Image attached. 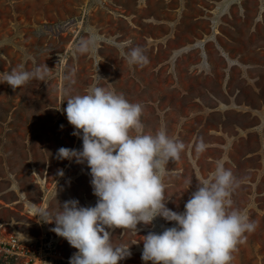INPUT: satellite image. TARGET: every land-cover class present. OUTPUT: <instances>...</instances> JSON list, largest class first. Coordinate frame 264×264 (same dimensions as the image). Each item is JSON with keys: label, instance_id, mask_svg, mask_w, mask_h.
Wrapping results in <instances>:
<instances>
[{"label": "rangeland", "instance_id": "374dc122", "mask_svg": "<svg viewBox=\"0 0 264 264\" xmlns=\"http://www.w3.org/2000/svg\"><path fill=\"white\" fill-rule=\"evenodd\" d=\"M137 46L143 66L127 63ZM19 66L46 75L15 91L0 80V223L9 232L36 238L55 227L33 217L29 201L53 214L73 199L96 205L87 162L57 158L61 147L82 150L63 109L95 84L142 104L145 132L165 129L184 144L164 177L168 209L182 213L217 162L232 171L233 208L257 227L231 264H264V0H0V73ZM162 223L106 229L114 246H129L118 264H152L142 239ZM60 238L65 254L76 251Z\"/></svg>", "mask_w": 264, "mask_h": 264}, {"label": "clouds", "instance_id": "9594fccd", "mask_svg": "<svg viewBox=\"0 0 264 264\" xmlns=\"http://www.w3.org/2000/svg\"><path fill=\"white\" fill-rule=\"evenodd\" d=\"M90 43L78 50L89 52ZM126 59L129 65L148 62L139 46L131 48ZM45 75L40 69L27 71L19 66L0 73V80L15 91L34 78L43 81ZM63 111L75 129L72 135L81 136L83 143L82 150L61 147L57 158L87 162L97 203L82 207L73 199L53 214L29 201L28 210L38 221L54 222L51 231L77 250L69 264H118L131 255L129 246H114L106 229L136 232L138 224L151 225L157 217L175 222V226L143 237L144 262L231 264L245 233L255 231L257 223L233 208L231 196L238 180L230 169L217 162L210 178L199 182L185 210L172 211L166 207L164 177L169 161L180 159L184 144L165 129L145 132L142 104L94 84L84 94L70 96ZM205 147L201 141L196 150L200 153Z\"/></svg>", "mask_w": 264, "mask_h": 264}, {"label": "built area", "instance_id": "2783aa9c", "mask_svg": "<svg viewBox=\"0 0 264 264\" xmlns=\"http://www.w3.org/2000/svg\"><path fill=\"white\" fill-rule=\"evenodd\" d=\"M0 223V264H69L72 255L63 252V242L54 232L20 237Z\"/></svg>", "mask_w": 264, "mask_h": 264}, {"label": "crops", "instance_id": "0c3cea01", "mask_svg": "<svg viewBox=\"0 0 264 264\" xmlns=\"http://www.w3.org/2000/svg\"><path fill=\"white\" fill-rule=\"evenodd\" d=\"M155 221H158L159 223H162L161 220L158 219V218H156ZM162 224H163V223H162ZM163 225H165V224H163ZM154 228H155V227H154ZM166 228H170L169 225H165V226H164L163 228H161V229H156V228H155V231H156V233L159 234V233H162L163 230L166 229ZM21 235H23V234H21Z\"/></svg>", "mask_w": 264, "mask_h": 264}, {"label": "bare ground", "instance_id": "6f19581e", "mask_svg": "<svg viewBox=\"0 0 264 264\" xmlns=\"http://www.w3.org/2000/svg\"><path fill=\"white\" fill-rule=\"evenodd\" d=\"M38 181H39L41 184L43 183L42 179H38Z\"/></svg>", "mask_w": 264, "mask_h": 264}]
</instances>
